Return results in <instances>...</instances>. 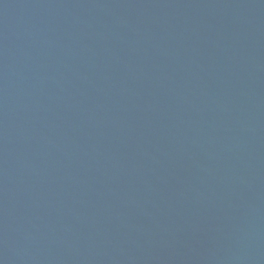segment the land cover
<instances>
[{
    "label": "water",
    "instance_id": "water-1",
    "mask_svg": "<svg viewBox=\"0 0 264 264\" xmlns=\"http://www.w3.org/2000/svg\"><path fill=\"white\" fill-rule=\"evenodd\" d=\"M0 264H264V0H0Z\"/></svg>",
    "mask_w": 264,
    "mask_h": 264
}]
</instances>
